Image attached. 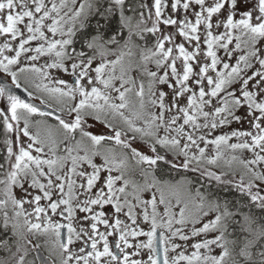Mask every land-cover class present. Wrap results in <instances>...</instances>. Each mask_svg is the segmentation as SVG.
<instances>
[{
	"label": "snow or ice",
	"instance_id": "snow-or-ice-1",
	"mask_svg": "<svg viewBox=\"0 0 264 264\" xmlns=\"http://www.w3.org/2000/svg\"><path fill=\"white\" fill-rule=\"evenodd\" d=\"M0 73V264H264V0H0Z\"/></svg>",
	"mask_w": 264,
	"mask_h": 264
},
{
	"label": "water",
	"instance_id": "water-1",
	"mask_svg": "<svg viewBox=\"0 0 264 264\" xmlns=\"http://www.w3.org/2000/svg\"><path fill=\"white\" fill-rule=\"evenodd\" d=\"M0 83H10L8 80H6V79H4L2 76H0ZM16 91V94L17 95H19L22 99H25V100H27L28 99V97H27V95H26V93H24L22 90H15ZM32 102H34V103H36L38 106H40L39 105V102H37V101H32ZM37 255L41 258V259H43L45 256L43 255V253L40 251V250H37ZM49 264H50V262H49Z\"/></svg>",
	"mask_w": 264,
	"mask_h": 264
},
{
	"label": "flooded vegetation",
	"instance_id": "flooded-vegetation-1",
	"mask_svg": "<svg viewBox=\"0 0 264 264\" xmlns=\"http://www.w3.org/2000/svg\"><path fill=\"white\" fill-rule=\"evenodd\" d=\"M38 101V100H37ZM140 239H145L144 237H141ZM41 248L40 249H38V250H40L42 253H43V255L44 256H46L47 257V255H48V252H47V249L43 246V238L41 239ZM33 256H36L37 255V252L36 253H33L32 254ZM31 258V257H30Z\"/></svg>",
	"mask_w": 264,
	"mask_h": 264
},
{
	"label": "rangeland",
	"instance_id": "rangeland-1",
	"mask_svg": "<svg viewBox=\"0 0 264 264\" xmlns=\"http://www.w3.org/2000/svg\"><path fill=\"white\" fill-rule=\"evenodd\" d=\"M0 75H2L3 76V74L2 73H0ZM22 83H24V80H23V78H22V81H21ZM3 105L2 104H0V107H2ZM233 127H237L236 125H233Z\"/></svg>",
	"mask_w": 264,
	"mask_h": 264
}]
</instances>
